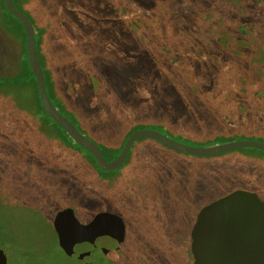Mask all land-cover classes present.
<instances>
[{"label":"rangeland","instance_id":"374dc122","mask_svg":"<svg viewBox=\"0 0 264 264\" xmlns=\"http://www.w3.org/2000/svg\"><path fill=\"white\" fill-rule=\"evenodd\" d=\"M119 1L123 8H126L127 4L142 7L125 9L123 15H116L115 18L120 21L122 39L128 41L134 51L137 50L132 68L115 71L109 63L103 65L92 58L76 70L77 74L74 73L82 80V83L70 84L77 98H84L93 103L109 100L112 104L108 107L111 108H124L127 102H131V106L138 108L140 105L134 100L137 97L133 96L127 87V81L136 77L143 80L152 78L166 83L184 80L189 75L188 81L193 78L199 80L200 89H195V93L207 104L217 102L226 94L233 93L231 89L233 87L228 86L225 77H231L234 88L237 87L239 90L237 99L243 96L252 98L255 90L264 85L260 68L263 63L259 66L258 62H255L261 57L260 52L263 49L255 47L256 40L252 35L255 28L254 15H243L247 7L253 6L252 2L154 0L151 6H145L140 0ZM28 6L37 13L39 4L32 3ZM25 11L26 14L33 15L29 9ZM260 20L261 18L256 20L257 24ZM244 23L247 26L246 30L241 31ZM36 26L39 31L40 24L37 20ZM4 36L0 30V39ZM179 50L184 52L182 56L176 53ZM179 56L185 66H178L172 62L171 59H177ZM198 71H201V76H195ZM26 94L28 97L21 88L15 86H6L0 91V146L7 145L10 141L8 132L3 131V123L11 118L14 123L27 122L29 124L27 130L32 129L29 134L35 132V135H30L26 141L34 143L35 147L41 148V152L43 150L47 153L53 148L52 133L58 130V125L51 122L52 131L49 130V135L45 129H38L40 123L34 114L39 111V104L32 91H27ZM22 99L26 101L22 102ZM164 100L161 105L167 102V97ZM261 112L264 116L263 108L249 111L247 115L254 119ZM128 119L132 120L131 123L143 122L140 125L143 128L152 125L157 127L158 117ZM200 126L195 125V131L192 130L190 135L177 137L199 146L213 145L214 140L221 137L223 142L234 140L236 137L264 140V128L255 125L253 126L258 130L239 129L234 134L220 136L211 135ZM114 134L116 133L113 131L112 135ZM62 137L61 146L57 145L51 151L54 156L52 155L53 158L50 159L53 164L49 169H54V172H48L47 177L40 171L43 169L40 168L42 166L40 163H36L38 170L26 171L22 168L24 156L20 153L23 150H9V154L0 151V165H3V162L5 164L0 184V240L4 237L7 243L0 244V248L6 251L8 264H84L65 255L48 224L53 216L55 218L58 216L64 204H74L72 207L81 221L87 222L90 219L89 212L76 207L77 195L72 190L70 171L72 166V170L76 166L82 170L80 166L84 167L85 162L92 163V159L88 153L73 144V138L71 140L69 139L71 137L65 135ZM144 146L150 149V161L144 162L137 171L140 178L133 182V192L129 194L127 186L124 187L123 195L129 201L128 208L131 209L125 213L118 208L116 202L110 200L101 206L102 210L121 214L127 224H131L129 214L138 210L155 225L162 222L161 225L165 226L166 220H173L172 217H181L189 224L200 205L221 196L232 187L244 188L243 180L248 181L246 178H252L257 169L264 172L256 160L241 161L234 156L260 154L253 149H241L232 152V155L224 154L202 159L170 151L160 143L149 142ZM58 151L64 155L63 158L59 157ZM74 153L76 159H73ZM3 155L5 160L2 158ZM81 159L83 164L79 165ZM60 161L64 162V169L59 166ZM127 171H124V177L118 179L126 178ZM261 198L264 199V195H261ZM93 256L98 264H105L99 252H93Z\"/></svg>","mask_w":264,"mask_h":264},{"label":"trees","instance_id":"16d2710c","mask_svg":"<svg viewBox=\"0 0 264 264\" xmlns=\"http://www.w3.org/2000/svg\"><path fill=\"white\" fill-rule=\"evenodd\" d=\"M153 1L140 0V2H144L145 6H151ZM158 1L162 2L163 0ZM246 1L253 3L252 7H247L243 15H254L253 25L255 23V28L252 35L256 40L255 47L259 46L263 49L260 52L261 57L255 62H258L259 66L263 63L260 68L264 78V0ZM15 3L25 13H27L25 10L29 9L33 14L27 15L33 21L37 31L38 54L45 72L47 90L53 103L63 113L70 114L77 127L96 141L104 155L109 157L110 160L120 154L126 138L133 131L139 129L143 123L141 121L131 123L132 120L128 118L158 117L157 127L153 125L152 127H146L157 129L177 140H180L177 135H190L189 133L192 130L195 131V125H201L202 130L218 136L228 133L234 134L239 129L258 130L253 125L261 129L264 128L262 112L254 119L252 116L247 115L249 111L264 109V90L262 89L264 85H260L261 88L255 90L256 93L252 98L243 96L237 99V95L240 93L237 87L234 88V81L231 77H225V80L229 87H233L231 88L233 93L226 94L225 97L210 104L203 102L196 95L195 89H200L199 80L193 78L188 81L189 75L184 80L178 82L168 81L166 83L152 78L143 80L136 77L128 80L127 87L131 94L137 97L134 100L140 105L138 108L131 106V102H127L124 108H111L108 107L112 104L109 100L93 103L84 98H77L70 84L71 82L82 83V80H79L76 76V70L92 58L103 65L109 63L112 70L115 71L132 68L135 61L134 54L137 50L134 51L129 42L122 39L121 30L119 29L120 21L115 18L116 15H123L125 9H141L142 7L127 4L126 8H123L119 0H46V2L44 0H15ZM32 3L39 4L37 13L29 8L28 5ZM0 4V30L7 37L4 36L0 39V91L6 86L21 88L25 92V96H27V91H32L40 108L35 114L33 113L40 123L38 129H45L49 135V130L52 131L51 122L58 125V130L56 129L52 133L53 148L47 152L49 163H53L52 160L50 161L53 158H50V152L57 145L61 146L60 140L64 135V129L59 123L51 119L41 103L36 76L26 56V31L23 24L15 14L5 7L4 0H0ZM93 15L98 16L94 17ZM259 18L261 20L257 24L256 20ZM36 20L40 24L39 31ZM246 27L244 23L241 26V31L246 30ZM176 53L182 56L184 52L179 50ZM171 60L178 66H185L182 64L180 56ZM201 75V71H198L195 76ZM165 97L168 100L161 105L165 102ZM223 99L225 101L222 102ZM21 101L25 102L26 100L22 99ZM246 118L251 121H247ZM122 125L125 126L122 127ZM28 126L27 122L14 123L10 118L3 123V131L8 132V135L10 134L9 144L12 143V149L15 151L23 150L20 153L21 155H28V157L42 155L41 148L36 147L38 150L35 154L32 151L34 143L28 144L26 141L27 137L35 135V132L29 134L32 129L27 130ZM113 131L116 134L112 135ZM69 139L73 140L72 138ZM235 139L239 138L236 137ZM180 141L195 145L189 140ZM214 141L215 143L223 142L222 137ZM149 142L160 143L153 138H142L135 141L132 144L128 158L115 171L101 169L92 154L78 143L74 144L77 148L79 147L88 153L92 159V163L85 162L84 167L80 166L83 168L82 170H79L77 166L76 169L72 170V166L70 171V173L72 172L70 176L73 182L72 190L77 195L76 207L84 212H89L90 219L88 221L98 213L105 211L102 210L101 206L107 203L108 200L116 202L118 208L125 213L131 209L128 208L129 201L123 195L124 187L127 186L129 194L133 192V182L140 178L137 171L144 162L148 163L150 161V149L144 146ZM160 145L163 146L162 143ZM0 148H3V145ZM27 149H29L28 152H26ZM241 149H253L259 151L260 154H236L234 155L235 158L241 161L243 159L248 161L254 159L260 164V168L264 169V151L253 147L234 149L207 157L179 153L192 158L204 159L224 154L232 155V152ZM58 154L60 158L64 157L60 151H58ZM75 155L76 153L73 154V159H76ZM59 164L61 169L65 168L64 162L60 161ZM81 164H83V159L79 162V165ZM125 170H128V176L119 180V177H124ZM255 172L256 174L251 176L253 179L246 178L248 181L243 180V184L245 185L244 188L257 192L261 198V195H264V172L259 169ZM233 189L234 187L227 192ZM217 197L219 196L215 198ZM215 198L200 205L195 210L194 217H192L189 224L181 217H172L175 220H166L167 225L165 226L161 225L162 222H160V225H155L147 219L144 213L145 217H143L140 213L142 211H135V213L129 214L131 224H127V242L122 250L121 257L118 259L110 258L101 249H95L94 252L100 253L101 260L105 264H196L193 258L192 241L195 238L193 226L197 211ZM72 206L74 204H64L58 214L65 207ZM54 218L53 216L48 224L52 229V235L58 242V236L53 225ZM0 242L1 245H7L4 237ZM63 252L65 253L64 250ZM65 255L70 259H74L66 253ZM74 260L83 262L79 259ZM94 264H98L97 261L94 260Z\"/></svg>","mask_w":264,"mask_h":264},{"label":"water","instance_id":"95a60500","mask_svg":"<svg viewBox=\"0 0 264 264\" xmlns=\"http://www.w3.org/2000/svg\"><path fill=\"white\" fill-rule=\"evenodd\" d=\"M5 7L15 14L26 31V56L33 70L41 103L46 113L92 154L99 167L112 171L121 167L130 153L132 144L142 138H153L166 147L197 157L214 156L234 149L253 147L264 151V141L239 138L217 142L209 146L184 143L153 128H139L127 138L120 154L110 160L99 144L88 137L53 103L46 83L36 39V28L31 18L17 7L15 0H4ZM58 241L65 253L94 264L93 252L101 249L110 258H120L127 237V223L118 213L102 211L91 221L82 222L73 207H65L53 221ZM192 241L196 264H264V199L246 188L233 189L207 203L195 218ZM0 264H8L7 253L0 248Z\"/></svg>","mask_w":264,"mask_h":264},{"label":"flooded vegetation","instance_id":"af4514ba","mask_svg":"<svg viewBox=\"0 0 264 264\" xmlns=\"http://www.w3.org/2000/svg\"><path fill=\"white\" fill-rule=\"evenodd\" d=\"M52 119V118H51ZM53 120V119H52ZM55 121V120H54ZM63 133H64V135H66V133H65V131H63ZM9 136H10V134H9ZM68 137H70V136H68ZM28 144H32L31 142L30 143H28ZM73 144H75V141L73 142ZM10 145V146H9ZM12 143L11 144H9V142H8V144L7 145H3V150L2 151H5V153L4 154H6V152L9 154V150H14V149H12ZM32 148H33V150L32 151H34L35 152V154H36V151L38 150V149H36V147H35V144L34 145H32ZM29 151V149H27L26 150V152H28ZM42 152L44 153H42V155H33V156H30V157H28V155H23L24 156V162L22 163V168H24L26 171L29 169V170H38V167H37V165H36V163H40V164H38V166H41L40 168H43L42 170H40V171H42L45 175H46V177H47V173L48 172H54V169H49V168H52V166H51V164H53V163H49V161H48V157L49 156H47L46 154V152L45 151H43L42 150ZM53 153L51 152V156H50V158H52L53 156ZM2 158H3V160H5V156L3 155L2 156ZM3 165H5L4 164V162L2 163ZM3 165H0V184H1V182H2V179H3V174H4V172H5V170H4V166ZM76 169V168H75ZM62 213V212H61ZM61 213H59L58 215H60ZM83 222V221H82ZM88 222V221H87ZM87 222H84V223H87Z\"/></svg>","mask_w":264,"mask_h":264}]
</instances>
